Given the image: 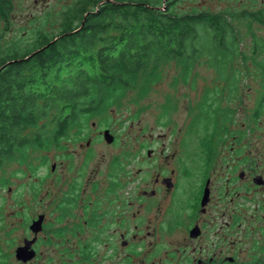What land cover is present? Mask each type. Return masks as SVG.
Masks as SVG:
<instances>
[{
	"label": "rangeland",
	"instance_id": "obj_1",
	"mask_svg": "<svg viewBox=\"0 0 264 264\" xmlns=\"http://www.w3.org/2000/svg\"><path fill=\"white\" fill-rule=\"evenodd\" d=\"M11 1L9 23L0 19V47L3 52L17 49L20 53L32 47L38 31L59 33L63 13L76 2ZM178 2L180 12L195 8L264 10V0ZM235 24L246 56L243 61L240 58L230 67L217 69L203 57L189 72L175 62L169 63L147 95L139 89L129 92L116 106L89 121L82 133L73 131L74 137L63 141V147L49 153H30V165L13 162L0 171V179H7L5 185H0V264H18L16 249L24 239L32 238L29 222L39 214L49 220L55 218L60 197L72 184L82 186L84 194H96L92 183L104 185L110 179L109 173L116 170L120 178L131 183L132 193L138 194L142 179L153 175L157 165H164L168 171L179 169L184 194L191 195L195 178L185 169L204 164L213 156L208 155V150L221 151L235 136L241 137L246 148H250L246 144L254 143L252 151L264 173V104L260 106L264 98V69L259 65L264 59L254 53L253 43L254 36L257 41H264V27L246 18L235 20ZM106 130L115 137L114 142L105 140ZM150 150L153 154L149 157ZM214 158V163L224 166L223 150ZM115 163H120V168H115ZM53 164L56 170L51 172ZM216 166L210 167L212 178L219 176L212 174ZM49 223L39 234L42 241L50 236ZM50 252L45 243L40 245L41 258L50 257ZM57 256L60 257L58 252Z\"/></svg>",
	"mask_w": 264,
	"mask_h": 264
},
{
	"label": "trees",
	"instance_id": "obj_2",
	"mask_svg": "<svg viewBox=\"0 0 264 264\" xmlns=\"http://www.w3.org/2000/svg\"><path fill=\"white\" fill-rule=\"evenodd\" d=\"M178 1L76 0L59 33L38 31L23 53L0 47V171L63 147L129 92L147 95L169 63L189 72L203 57L217 69L243 61L235 20L264 27V10L180 12ZM12 9L11 0H0L6 24ZM255 37L254 53L264 59V41ZM259 65L264 69V60Z\"/></svg>",
	"mask_w": 264,
	"mask_h": 264
},
{
	"label": "flooded vegetation",
	"instance_id": "obj_3",
	"mask_svg": "<svg viewBox=\"0 0 264 264\" xmlns=\"http://www.w3.org/2000/svg\"><path fill=\"white\" fill-rule=\"evenodd\" d=\"M246 145L250 148L235 136L222 149L224 166L214 163L222 150L213 148L207 162L185 169L195 178L191 195L184 194L179 169L164 165L142 179L138 194L115 169L104 185L92 183L96 194L72 184L60 197L55 218L39 214L29 222L32 238L16 249L18 264H264V173L254 143ZM214 166L216 178L210 173ZM39 220L36 234L31 227ZM48 223L50 236L42 241L39 234ZM42 243L51 250L45 259ZM24 247L33 253L27 262L17 254Z\"/></svg>",
	"mask_w": 264,
	"mask_h": 264
},
{
	"label": "water",
	"instance_id": "obj_4",
	"mask_svg": "<svg viewBox=\"0 0 264 264\" xmlns=\"http://www.w3.org/2000/svg\"><path fill=\"white\" fill-rule=\"evenodd\" d=\"M104 138L108 143H112L114 136L110 133L109 130H106L104 132ZM151 154V152H149ZM55 167V166H54ZM42 219V218H41ZM40 219V220H41ZM35 222L34 225L31 227V229L34 231V233L38 234L42 229L41 221ZM32 242H27L28 245H31ZM27 250H30L29 247L20 248L17 250V254L19 259H21L24 262L29 261L33 258V253H27Z\"/></svg>",
	"mask_w": 264,
	"mask_h": 264
}]
</instances>
